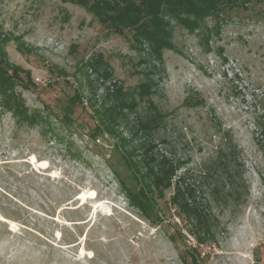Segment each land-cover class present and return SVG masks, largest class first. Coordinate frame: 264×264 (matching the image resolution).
Instances as JSON below:
<instances>
[{
	"label": "rangeland",
	"instance_id": "1",
	"mask_svg": "<svg viewBox=\"0 0 264 264\" xmlns=\"http://www.w3.org/2000/svg\"><path fill=\"white\" fill-rule=\"evenodd\" d=\"M232 2L195 33L172 21L158 63L81 5L0 0V64L20 69L0 91V264H186L194 246L200 264H264V0ZM91 103L117 105L115 134ZM148 144L178 166L142 214L122 150Z\"/></svg>",
	"mask_w": 264,
	"mask_h": 264
},
{
	"label": "trees",
	"instance_id": "2",
	"mask_svg": "<svg viewBox=\"0 0 264 264\" xmlns=\"http://www.w3.org/2000/svg\"><path fill=\"white\" fill-rule=\"evenodd\" d=\"M77 5H81L88 9L97 20L106 24L113 33L122 35L126 29L133 30V41H135L140 49L143 46L158 63L162 62L163 50H173L175 46L171 41L173 28L171 22L182 26L188 33H195L202 24L205 23L207 17L219 18L222 8L225 4L234 5L232 0H63ZM217 23V21H216ZM219 32V26H212ZM212 30V29H210ZM1 47V46H0ZM145 49V48H144ZM1 50V49H0ZM3 55V62L0 64V91L7 93L16 85L15 78L20 72L18 67L10 65ZM28 73V72H27ZM107 73V72H105ZM152 80L139 83L138 94L140 98L150 94ZM114 91L120 92V88ZM135 103L122 102L123 107L133 106ZM93 108V115H101L108 119L100 120L104 122L108 133L115 134V126L119 124L115 108L117 105L104 108L102 111ZM18 108V107H17ZM114 110V111H112ZM17 113L25 116L29 124H34V115H27L25 109H18ZM100 122V123H101ZM151 121L139 122L140 131H145L150 127ZM102 124V123H101ZM103 125V124H102ZM117 146L125 142L123 136H117ZM150 144H148L143 153L134 154L131 151L122 150L123 161L132 177L137 184V190H132L126 186L124 181H120L122 190L124 191L128 201L134 205L142 214L146 213L150 206L157 205V197H162L166 188L170 187L171 180L177 169V162L168 159L166 156L154 155L148 153ZM185 212H189L196 219L198 229L201 234L197 237L198 244L205 243L210 237V230L207 221L203 219L202 213L197 207L187 208ZM196 246L191 248V252L187 253L183 260L186 264H200L196 256Z\"/></svg>",
	"mask_w": 264,
	"mask_h": 264
}]
</instances>
